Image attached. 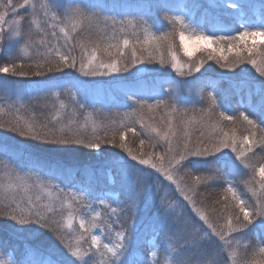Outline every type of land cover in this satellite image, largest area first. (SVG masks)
I'll return each instance as SVG.
<instances>
[{
    "label": "snow or ice",
    "instance_id": "snow-or-ice-1",
    "mask_svg": "<svg viewBox=\"0 0 264 264\" xmlns=\"http://www.w3.org/2000/svg\"><path fill=\"white\" fill-rule=\"evenodd\" d=\"M29 6L34 13L31 24L44 33L38 41L31 33H26L23 30L24 18L20 16L19 9L27 11ZM211 6L232 9L237 14L239 30L235 35H211L202 31H186L190 25L185 22L183 16L176 15L172 18L173 30L164 32L159 37L152 35L149 29L145 28L142 41L136 39L133 42L128 38H122L113 43L115 36H107V23H105V29L96 33V40L89 39L88 42H84L77 39L75 43H72L74 39L72 33L76 32L78 28V23L72 21L78 20L79 24L85 26V30L93 29L94 17L97 14L91 12L92 14L88 15L87 13L90 11H86L80 6L70 7L65 9V16L69 23L60 27V32L64 37L63 49L65 50H62L61 47L51 44L45 38L47 33L44 27L40 21L35 19V4H30V0H22L21 3H15L14 0H0V45L3 44L6 37L12 41V37L15 36L19 38L15 40L16 44L23 42L26 48L35 49V55L29 57L32 63L27 64L31 71L25 72L23 70L25 62L21 60L17 64V60L21 58L15 55L10 56L8 62L0 66V73H11L14 76H41L54 72L64 73L65 69H75L82 77H96L129 72L130 68L139 72L140 68L137 65L143 66L145 62L157 61L162 65L169 62L165 58V53L161 51L163 46H166L168 55H170L171 68L182 73L185 65L180 63L176 52L172 50L175 37L178 34L179 47L184 56L192 57L197 51L207 50L208 59H215L223 69L235 72L240 65L246 62L255 68L259 77L264 78V27L247 26L244 16L240 15L242 5L239 0H220L219 4L213 0ZM261 7L264 9V3ZM41 9L44 17H48V4H41ZM51 19L53 22L58 19L55 13ZM46 23L47 21H45ZM113 23L115 22L113 21ZM177 23L181 26L178 33L175 28ZM5 24L8 25L7 30H5ZM55 26L53 23L52 27ZM127 26L135 28L139 25H134L129 21ZM119 31H126L125 26L121 25ZM51 35L56 36V32L53 31ZM132 36L136 37L137 33L133 31ZM41 48L44 50L40 51ZM76 48L80 49L79 56L74 55ZM126 50L129 51L126 52ZM105 54L112 57L110 62H106L103 58ZM230 54L232 55L231 60H229ZM201 67L202 62L190 67L189 71H193L194 68L196 72H199ZM57 87L55 83H52L49 91L51 95L59 99L61 93L53 91ZM141 91L145 90L137 89L127 93L133 106L130 112H125L124 116L126 120L129 117H135L127 123L121 121L119 125L97 126L89 125L85 120L84 124L80 125L71 120L68 123H63L58 117H53L52 121L38 122L34 116L24 118L13 114L10 120L0 121V129L15 132L20 137L30 138L44 144H76L95 150H101L102 144L119 147L127 154V157H130L131 161L137 162L131 165L137 174L134 199L141 194L143 188L147 187L154 174L163 175L166 180L172 181L176 185L183 195V199L192 206L191 211L195 213V216L189 213L185 219V225L191 229L193 236H199L200 239L206 238L219 250L227 251L231 264H264V247H259L258 250L253 249L251 253L248 252V247H245L244 255L245 257L251 255V260L238 258V253L233 247L235 237L232 236V233L253 225L257 218H261L259 224L264 228V127L250 118L248 111H241L238 115L228 114L222 110L217 112L218 100L212 92L208 93L211 101L209 106L200 109L196 115L190 117L187 111H180L174 104H168L163 99H155V102H152V97L139 95L138 93ZM259 91L261 95L259 106L264 107V88ZM69 94L72 95L73 100L77 99L76 94L71 92ZM171 94L170 92L169 95ZM78 103L81 108L85 107L83 101H78ZM63 107L64 105L61 104V108ZM252 107L256 106L250 105V108ZM161 108L166 109L163 114L159 113ZM3 111L4 109L0 108V112ZM53 121L55 122L53 123ZM137 124L140 126V131H137ZM237 125L242 129L239 135H237ZM90 127L91 132L89 133ZM128 132L138 139V153H134L125 142ZM194 132L199 134L194 136ZM161 141L167 145L163 153L144 151L145 147L150 150L156 149ZM257 148L260 149L259 153L256 151ZM225 149H229L231 153L235 154L239 165L244 169L251 170V178L245 180L244 184L252 193V202L249 203L242 198L237 186L229 181L227 182L228 187L223 190V200L217 201L221 204V208L213 210V215H215V220H213L208 214H205L202 208L197 207L195 199L198 195L196 186L212 179V177L196 175L192 185L182 186L174 179V176L184 168V161L188 157L214 156L222 153ZM9 151L12 150L8 146L0 145V153ZM13 153L24 155L20 150H14ZM137 165L149 166L154 170V173L143 167H137ZM50 170L54 171L55 169ZM244 174L247 175V173ZM187 175L192 177V173H187ZM257 176L259 180L256 179ZM256 185L259 186V194ZM12 188H23L27 191L28 178L17 176L9 185V190ZM48 196H52L51 192H48ZM98 199L100 204L110 208L113 214L117 212V207H113L115 201L109 203L107 199ZM82 204H85L84 190L65 192L61 189L47 203H41L40 196L17 199L16 194H11L0 198V217L9 218L19 226L35 224L43 229H48L74 258V264H89L92 257L97 254L103 257L106 253H110L117 259L101 260L100 264H117L120 257L128 250L125 234L116 232L115 239L111 243L102 245V251L101 237L93 234L94 230L100 227L101 221L98 218L101 213L91 209L90 218L74 215V211ZM89 207L91 206L89 205ZM65 208L68 210L66 217L63 211ZM221 220L224 221L223 224L219 223ZM76 221H78V227H74ZM65 228L72 230L75 236L70 237L63 231ZM108 228L111 231V225H108ZM200 233L203 235L200 236ZM86 237L91 240V245L87 248L81 244V241H85ZM92 246H95V251ZM27 247L31 248V245H27ZM150 256L153 258L152 264H159V261L154 259L157 256L156 251H151ZM257 256L260 258L257 259ZM180 257L172 260V264H185ZM0 264H4V262L0 261ZM224 264H229L228 259Z\"/></svg>",
    "mask_w": 264,
    "mask_h": 264
},
{
    "label": "trees",
    "instance_id": "trees-1",
    "mask_svg": "<svg viewBox=\"0 0 264 264\" xmlns=\"http://www.w3.org/2000/svg\"><path fill=\"white\" fill-rule=\"evenodd\" d=\"M123 1L124 3L119 6V10L115 9L116 13L114 10H108L103 7L101 3L92 0H31L30 3L32 2L31 4L36 5L35 19L40 21L41 25L44 27L47 33L45 38L49 42L51 40V17L49 15L48 17H44L41 4H48L49 13H55L57 18L63 20V22L65 9L74 6H80L86 11H90L87 13L88 15H91V12L97 14L96 17H94L93 29L85 30L84 25L78 24L79 27L73 34L74 39L72 43H75L77 39L84 42H88L89 39L96 40V33L105 29V23H107V36H115V40L112 41L113 43L122 38H128L133 42H135L136 39L142 41L144 37L142 27L138 26L132 28L127 26L128 22H132L134 19V25H138L137 18L142 16L140 11H134L128 8L138 5L134 4L133 0H121V2ZM196 1L200 2L201 7L195 20L191 18V20L185 21L190 25V28L186 31L191 32L195 30L201 32L202 29V32L205 34L235 35L236 31L239 30L238 17L232 9H227L222 6L213 7L211 6L213 0ZM14 2L21 3L22 0H14ZM239 2L242 5L240 15L244 16V22H246L247 26L264 27V9L261 7L264 0H239ZM216 3L219 4L220 0H216ZM191 4L192 0H164L162 4L157 7L159 16L150 15L148 18L153 29L152 35L159 37L164 32H171L173 30L172 18L176 15L186 16L187 13L185 11L190 10L189 6ZM19 14L24 18L22 22L24 32L31 33L38 41L44 33H41L34 24L30 23L34 16L33 9L30 6L27 7V11L19 9ZM58 19L56 21H58ZM45 21H47L46 24ZM113 21L115 23H113ZM197 24L199 27H197ZM121 25L125 26L126 31H119ZM175 28L177 33L181 30V26L178 23L175 25ZM7 29L8 28H5V30ZM133 31L137 33L136 37L132 36ZM177 35L172 50L176 52L180 59L189 63L191 59H185L187 56H184L183 52H181L182 50L179 47ZM12 39V41H9L6 37L3 44L0 45V66L8 62L10 56L18 55L21 59L17 60V64L23 60V62H25V68L23 70L25 72L31 71L27 67V64L32 63L29 57L35 55V49L28 47L27 51H23L22 48L24 43L21 42L20 44H16L15 40H18V37L13 36ZM157 43H159V41H157ZM249 43H251V41H249ZM63 45L64 42L56 44V46L65 50L63 49ZM43 50V48L40 49V51ZM128 51L129 50H126V52ZM161 51L165 53V58L168 61L170 55H168L166 46H163ZM79 54L80 49L76 48L74 55L79 56ZM207 57L208 56L204 53L195 57L200 63L202 62V67L199 72L185 71L179 73L185 80H188L189 84L201 92L200 95L190 96L189 98L177 96L173 90L170 89L173 86V83L170 81L161 83L163 88L162 92L149 94L147 87L153 82L152 79L146 78L145 80H141L140 77H138V73L134 74V72H131V68L129 72H123L126 74L124 79H119L123 80V82L117 86L121 97L110 100H92L88 97H79L73 89L74 82L78 77V72H76L75 69H65L64 73L54 72L41 76H14L11 73L5 74V78L10 81L18 79L23 81H35L36 84L31 87L29 94L23 98L17 99L12 95V92L9 93L10 95L1 93L0 108H3L4 111L0 112V121H8L12 118L13 114H16L24 118L34 116L38 122L52 121L53 117H58L63 123H68L71 120L82 125L85 120H87L89 125H119L121 121L127 123L130 122L131 119H135V117H129L126 120L124 116L125 112H130L133 106L132 100L128 98L127 93L136 91L137 89H144L145 91H141L138 94L152 97V102H155V99H163L168 104H174L178 110L187 111L190 117L196 115L200 109L209 106L211 101L208 93L212 92L218 100L219 107L217 112L222 110L228 114L238 115L241 111H248L250 118L256 120L261 127H264V111H258L261 107L259 106L261 98L259 90L264 88V83H262L264 78L259 77L251 64L246 63V70L239 68L235 72H232L221 68L219 64L215 65L214 63L216 60H209ZM103 58L106 62H110L112 59V57L107 56V54H105ZM231 59L232 55L230 54L229 60ZM145 64L148 69L150 68L156 71V75H165V73H168L167 71L170 70L169 62L163 65L159 64L157 61L145 62ZM225 73L239 74L233 78L241 80L238 81L237 79V81L231 82L229 78L230 75H225ZM52 83L58 86L53 89V91L61 93L59 99L51 95L49 91ZM69 92L76 94L77 99L73 100ZM170 92L172 93L171 95H169ZM78 101H83L85 107L81 108ZM61 104L64 105L63 108H61ZM250 105H255L256 107L250 108ZM164 111H166V109H159L160 114H163ZM54 122L55 121H53V123ZM149 123H151V121H149ZM236 127L238 129L237 135H239L242 129L239 128V125ZM136 128L137 131H140L139 124L136 125ZM90 132L91 127L89 128V133ZM198 134V132L193 133L194 136ZM125 142L134 153L139 152L138 139L131 132L127 133ZM0 145H6L12 150L6 153H0V161L6 162L3 163L5 165L4 167H0V180L5 175L8 177L11 175L25 176L30 177L32 182L35 180L46 186H50L51 189L64 190L65 187L74 182L85 181L89 176L92 178L91 182H93V184L96 183L95 186L103 184L100 188L117 187L120 182L118 177L120 172L119 167L122 165L120 162L131 160L122 149L111 144H102L101 150L89 149L76 144H44L30 138L20 137L17 133L6 129H0ZM166 148L167 145L161 141L159 147L156 149L150 150L145 147L144 151L163 153ZM14 150H20L24 155H16L13 153ZM256 151L259 153L260 149L257 148ZM253 163H255V161H253ZM229 164H231V161L215 155L188 157V159L184 161V168L179 171L178 174L182 183L189 186L193 184L194 176L196 175L212 177V179L204 181L196 186L198 195L195 199L197 206L202 208L205 214H208L213 220H215L213 210L221 208V204L217 203V201L223 200V190L228 187L227 182L229 181L237 186L242 198L249 203L252 202V193L244 184V181L247 180L245 177L249 176V170L247 175H238L231 170ZM104 165H109L111 171L114 173L111 183H109L105 177L101 181L96 182L92 175V170L98 171V169H101ZM50 169L55 170L53 171ZM88 172L90 175L87 176ZM187 173H192V177H189ZM256 179L259 180V177ZM90 188L92 192L90 197L85 196V204L80 205L81 213L85 214V218H90L91 216L90 212H88L89 203H98L93 197L96 188L93 189V186ZM5 192L6 191L0 189V198L7 195ZM257 193L259 194V190H257ZM28 194L32 196V192ZM144 195L146 196L145 193ZM128 199L129 197H126L124 190L121 189L113 204L114 207H117V212L115 214L111 212L101 213V218L107 226H120L123 224L124 215H126L125 211L128 212V215H130L131 212L128 207ZM41 200L43 203L48 202V200L44 198ZM149 201V198L146 199L147 205ZM150 207L149 205L148 209L145 210H149ZM150 209L154 210L155 207L152 206ZM104 216L105 219L103 218ZM133 218L135 219V216H133ZM57 219H60V217H57ZM260 219L261 218H257V221L248 228L232 233L233 237L240 236L243 238V242H248L247 247L249 253H251L253 249L258 250L259 247H264V228L259 224ZM219 223L223 224L224 221L221 220ZM175 228H177L179 232L181 231L180 233L178 232V235L181 234L182 237H185V239L181 240L179 235L178 240L171 235L175 243V257L178 258L181 256L180 259L185 261V264H224L226 259H228L229 264H231V259L228 257L227 251H221L215 244L209 243L205 239H200L199 236H193L191 229L187 226L180 225ZM63 231L72 237L71 233L66 229H63ZM141 233L143 236L136 240L133 238L131 231L127 232L125 243L128 244V250L125 254L134 253L138 249L143 253L146 251L145 238L147 233ZM160 233L163 234V231H160ZM164 234L167 235V232ZM199 235L202 236L203 234L200 233ZM81 244L85 248L91 245L89 241H81ZM27 245H31V248H28ZM92 247L93 251H95V246ZM190 247V253L192 255L185 251L184 255H182L183 250H189ZM0 249L3 252H12L19 264H40L39 260L45 259L43 257L44 253L51 254L57 262L61 264H72L70 260L66 259L71 257L68 250L48 229H43L35 224L19 226L6 217H0ZM235 249L238 253V258L251 260V255L246 257L244 255L245 247L239 245ZM101 250L103 251L102 246ZM156 252L157 258H155V260L159 261V258L163 257L160 246L157 247ZM183 257L185 259H183ZM259 258L260 257L257 256V259ZM112 259H114V257L110 255L101 257L97 254L90 259L89 264H100L101 260L110 261Z\"/></svg>",
    "mask_w": 264,
    "mask_h": 264
},
{
    "label": "rangeland",
    "instance_id": "rangeland-1",
    "mask_svg": "<svg viewBox=\"0 0 264 264\" xmlns=\"http://www.w3.org/2000/svg\"><path fill=\"white\" fill-rule=\"evenodd\" d=\"M92 1L101 3L103 7H105L108 10L110 9L114 10L115 13L116 10H119L120 8L119 6L124 3V1L121 2V0H92ZM163 1L164 0H133V3L138 6L128 7L130 10L133 9L134 11H140V14L142 16L140 18H137L138 21L137 23L139 26L142 27L143 31L145 28H148L150 33L151 34L153 33L152 25L150 24L148 18L150 15L159 16L157 7L160 4H162ZM200 7H201L200 2H197L196 0H192V4L189 6L190 10L189 11L186 10L185 12L187 14L186 16H183L185 18V21L191 20V18L195 20V17L199 12ZM52 15L53 14L49 13L50 17H52ZM72 22L79 24L78 20H73ZM132 22L134 24L135 19ZM53 23H55L56 25L55 27H52ZM65 23H69V21L66 19V16H64V22L61 19H58V21L53 22L52 19L50 18V24H51L50 31L51 33L53 31L56 32V36H52V35L50 36L51 44L56 45L58 43L64 42L63 33L60 32V27H63ZM4 27L8 28V25L5 24ZM197 27H199L198 24ZM73 34L74 33H72V35ZM177 39L179 41L178 35H177ZM22 50L27 51L28 47L26 48L25 46H23ZM201 53H204L207 56L209 54L207 50L197 51L192 57H185V59H191V62L188 61L189 63L185 62L184 60L180 59L179 56H177L180 63L185 65L182 72L185 71L190 72L189 71L190 67L200 63L199 60L195 57H198V55ZM168 61L170 65V58L168 59ZM214 64L216 65L218 63L215 61ZM245 65L246 62L245 64L240 65L239 68L246 70ZM137 67L140 68L139 72H136L133 68H131V72H134V74L138 73L139 74L138 77H140L141 80L150 78L153 81L147 87L149 94L162 92L163 88L161 86V83H164L166 81H170L173 83V86L170 89H172L173 92L179 97L189 98L190 96H197L200 95L201 93L200 91L196 90L191 84H189L188 80H185L184 77L179 74V72H176L174 69H172L171 65H170V70L167 71L168 73H165V75L164 74L156 75L157 74L156 71H153L150 68L148 69L146 64H144L143 66L137 65ZM193 71H195L194 68ZM225 75H230L229 78L231 82H233V81H237L238 79L233 77L238 76L239 74L236 75L235 73H225ZM5 77H6L5 74L0 73V96L1 93L4 95H10L9 93L12 92V95H14L17 99L23 98L29 94L31 87H33L36 84L35 81H23L18 79H14L13 81H10ZM124 77H126V74H124L123 72L119 74H112L111 76H96V77H82L78 73V77L74 82L73 89L79 97H88L92 100L117 99L121 97V94H119L120 91L117 86L123 82V80H119V79H124ZM240 80L241 79H238V81ZM258 111L260 112L264 111V107H260ZM215 156L223 157L226 160L231 161L229 167L231 168L232 171H234L238 175L247 173L249 170V176L245 178H247V180L251 178V170L244 169L241 165H239V162L236 161L235 159V154L231 153L229 149H225L223 150L222 153L216 154ZM3 163L6 162L1 160L0 167L5 166ZM120 163L122 164L119 167L120 172L118 174L120 182L118 183L117 187L112 186V187H105V189L100 188V186H102L103 184H100L99 186H95L96 183L93 184V182H91L92 178L91 176H89L83 182L81 181L74 182L71 185L65 187L64 191L71 192L77 190H84L85 196L90 197L92 193L90 187L93 186V189L96 188L93 197L96 199L98 203H92V202L89 203L91 207H89L88 212H90V214L92 215L91 209H95V211H98L100 213H104V212L112 213L110 208H106L104 205L100 204V200L98 198H104L107 199L109 203H113V201H115L117 196L119 195L121 189H123L126 197H129L128 207H129V211H131L130 215H128V212L125 211L126 215H124L123 224H121L120 226L111 225V231H109L107 224H105L104 220H102L100 216L98 218V220L101 221L100 227L95 229L93 234L99 235L101 237L100 243L102 246L104 243H111V241L115 239L116 232H123L126 236L127 232L131 231L133 238L136 240H138L141 236H143L141 232H146L147 233V236L145 238L146 251L143 253L140 252V249H138L134 253L124 254L123 256L120 257V260L117 261V264H152L153 258L150 256V252L156 251L158 246H160V249L163 253V257L159 258L160 264H172V260H175L177 257H175V251H176L174 247L175 243L173 242V237H171V235L176 237L178 240H179V235L181 240L185 239V237H182L181 234L178 235L179 231L175 227H178L180 225L186 226L185 219L187 218L189 213H191L192 216H195V213L191 211L192 206L183 199V195L179 192V190L176 188V185L172 181L166 180V178L163 177V175L157 176L155 174L152 176L151 182L147 185V187L143 188L141 190V194L134 199L135 185L137 183V174L131 168V165L136 164L137 162L130 160L127 162L121 161ZM103 167H101V169L99 168L98 171L92 170L93 173L92 175L96 180V182L101 181L105 177L107 181L111 183L114 173L113 171H111L109 165H104ZM137 167H143L148 171L154 173V170L150 169L149 166L137 165ZM178 174L179 172L175 174L174 179L179 183H181L182 186L186 185L185 183L184 184L182 183V181L178 177ZM88 175H90L89 172L87 176ZM16 177L17 176L15 175H11L10 177L5 175L0 180V189L6 191L5 193L7 195L16 194L17 199H19L20 197L31 196L28 193L32 192L33 198H35L36 196H40L41 199L44 198L46 200H49L51 198H54L57 195V193H59L61 190V189H51L50 186H46L35 180H33L32 182L30 177H26L28 178L27 191H25L23 188L20 189L12 188L11 190H9L10 183L13 180H15ZM20 177H25V176H20ZM256 188L257 190H259L258 185H256ZM48 192H51L52 194L51 197L48 196ZM144 193L146 194V196L144 195ZM148 198L150 199V201L149 204L147 205L146 199ZM149 205L151 207L154 206L155 209L154 210L150 209L151 208L150 207L149 210L146 211L145 209H148ZM63 211L66 217L68 211L67 208H65ZM74 215L85 216L84 213H81L80 207L74 211ZM133 216H135V219L133 218ZM103 218L105 219V216ZM196 219L198 220V217H196ZM200 223L202 224L203 222L201 221ZM74 227H78V221L74 223ZM65 229L69 233H71L72 236H75V233L72 230L67 228ZM160 231H163V234H161ZM166 232L167 235L164 234ZM204 239L207 240L206 238ZM242 239L243 238H241L240 236H236L234 240V242L236 243H233V247L236 248L239 245L243 247H247L248 242L245 241L243 242ZM85 241H89L91 243V240L88 237H86ZM190 249L191 247L189 248V250L184 249L182 255H184V251L190 253ZM108 255L111 256L110 253H106V256ZM190 255L192 254L190 253ZM43 257L45 259L39 260L40 264H61L57 262V260L51 254L44 253ZM155 258H157V256ZM66 259L70 260L72 264H74V260H73L74 258L72 256ZM114 259L117 258L114 257ZM183 259L185 258L183 257ZM0 261H3L4 264H19L17 263L16 258L13 256L12 252L10 251L3 252L1 251V249H0Z\"/></svg>",
    "mask_w": 264,
    "mask_h": 264
}]
</instances>
